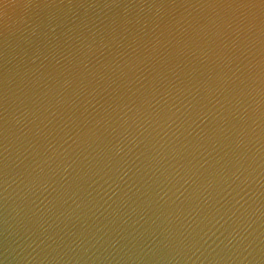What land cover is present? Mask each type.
<instances>
[{"label":"water","instance_id":"1","mask_svg":"<svg viewBox=\"0 0 264 264\" xmlns=\"http://www.w3.org/2000/svg\"><path fill=\"white\" fill-rule=\"evenodd\" d=\"M0 264H264V0H0Z\"/></svg>","mask_w":264,"mask_h":264}]
</instances>
